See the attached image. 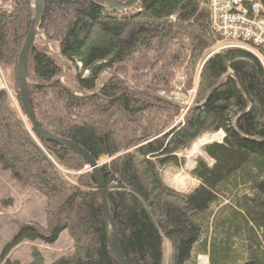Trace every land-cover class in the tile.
Listing matches in <instances>:
<instances>
[{
    "label": "trees",
    "instance_id": "1",
    "mask_svg": "<svg viewBox=\"0 0 264 264\" xmlns=\"http://www.w3.org/2000/svg\"><path fill=\"white\" fill-rule=\"evenodd\" d=\"M29 15L25 0H0V77L9 87H0V168L21 191L45 199V227L22 224L0 264H23L7 258L13 248L52 245L63 231L72 249L51 264H117L85 160L40 140L21 108L17 61ZM41 27L67 64V89L62 62L36 38L27 59L29 101L43 129L99 164L127 264H163L164 241L170 264L198 257L264 264V48L208 57L221 43L209 0H141L127 13L99 0H44ZM103 70L116 77L98 89ZM177 86L182 97L195 90L183 115L159 96ZM219 132L222 142L204 145V157L194 160L195 189L183 194L164 183L162 170L181 167L179 155ZM26 264H45L37 247Z\"/></svg>",
    "mask_w": 264,
    "mask_h": 264
},
{
    "label": "rangeland",
    "instance_id": "2",
    "mask_svg": "<svg viewBox=\"0 0 264 264\" xmlns=\"http://www.w3.org/2000/svg\"><path fill=\"white\" fill-rule=\"evenodd\" d=\"M38 39H41L43 42L42 36H39ZM222 49H225L224 46L221 43L217 44L216 48H214L208 57ZM109 74L110 72L108 70H103L99 73L98 78L101 76L102 78H106ZM0 78V87L8 92L9 87L2 76ZM174 90L172 89L170 92H166L170 95L169 97L173 98ZM194 94L195 90L189 91L183 98L185 101H190L191 99L193 101ZM180 96L182 97L181 94ZM180 119L181 116H179L177 122L180 121ZM203 137L205 138L202 140ZM212 140H215V136L203 135L188 151L179 155V158H182L184 162L181 167H167L162 170L161 175L164 183L175 189L177 192L183 194H188L195 189L199 183L189 174L194 168V160L197 157H204V154L200 150L201 148L198 147ZM220 140L217 141L220 143ZM194 147H196L197 151L195 150V153H192ZM208 163L211 164L209 161ZM45 206L46 202L43 197L35 195L29 190L21 191L18 188L16 181L12 179L11 174L0 168V253L22 224L32 223L37 224L42 228L45 227ZM32 246L39 249L44 258L45 264H51L55 259L71 251L72 239L66 231H63L60 233L57 241L52 245H45L40 242L24 241L13 248L9 252L7 258L20 261L23 264L29 263L31 259ZM163 251V264H170L172 251L167 241H164L163 243ZM201 260H205L206 264H208V259L206 257L199 258L197 260V264H200Z\"/></svg>",
    "mask_w": 264,
    "mask_h": 264
},
{
    "label": "water",
    "instance_id": "3",
    "mask_svg": "<svg viewBox=\"0 0 264 264\" xmlns=\"http://www.w3.org/2000/svg\"><path fill=\"white\" fill-rule=\"evenodd\" d=\"M99 1L102 2L104 6H106V8H108L109 10L113 12L122 13V12H127V11L134 9L141 0H126L123 3L117 0H99ZM25 2L30 12V15H29L30 16V27H29L28 34L23 42L22 48L18 56L17 76H16L17 86H18V97H19L21 108L26 114L27 119L32 129L35 131V133L40 137L42 141L47 142V143H53L60 147H63L85 160L87 164V169L88 171L92 173L94 183L100 194L103 223L105 226L107 243L109 245L111 254L115 258L117 264H127L121 252V249H120L118 231L111 217L109 194H108L106 185L103 181V178L101 176V173L99 170V164H97L91 158V156H89V154H87V152H85V150H83L80 146L76 145L75 143L69 140L55 136L49 133L48 131H46L45 129H43L41 125L39 124V122L37 121L35 114L33 112L31 103L28 98V93H27L26 68H27V58H28L31 48L33 47L35 43V39L39 36H42L43 44H44V47L46 48V51L51 56L57 58V60L62 62L64 66V73L60 78V82L64 86H65V75L67 72V64L63 60V58L60 57L58 53L53 52L51 50L48 44V41L46 39L45 33L42 30L41 21H42L43 13H44V0H25ZM111 76L116 77L110 72L108 77L103 78V79L98 78L97 79L98 89ZM121 79L124 82H130L128 78H127L128 81H125L123 77H121ZM207 97L204 99V101L207 99ZM204 101L202 102V104L204 103Z\"/></svg>",
    "mask_w": 264,
    "mask_h": 264
},
{
    "label": "built area",
    "instance_id": "4",
    "mask_svg": "<svg viewBox=\"0 0 264 264\" xmlns=\"http://www.w3.org/2000/svg\"><path fill=\"white\" fill-rule=\"evenodd\" d=\"M209 11L212 29L225 49L253 53L252 48H264V0H209ZM174 94L167 101L180 102L187 110L190 103L181 102L180 89Z\"/></svg>",
    "mask_w": 264,
    "mask_h": 264
},
{
    "label": "bare ground",
    "instance_id": "5",
    "mask_svg": "<svg viewBox=\"0 0 264 264\" xmlns=\"http://www.w3.org/2000/svg\"><path fill=\"white\" fill-rule=\"evenodd\" d=\"M28 59V58H27ZM110 72V71H109ZM100 79L102 78V76L101 77H99ZM227 78H229V75H226V76H224L223 78H222V80H224V79H227ZM221 80V81H222ZM125 81H128V80H125ZM127 83H129V82H127ZM218 85H220V84H218ZM217 85V86H218ZM64 86V85H63ZM216 86V87H217ZM65 87V86H64ZM66 88V87H65ZM67 89V88H66ZM214 90H212V91H210L208 94H207V96H209V95H211V93L213 92ZM166 95V96H165ZM170 95L168 94H165V92H162V94L160 95V97H162L163 99H166V100H169V99H172V97H169ZM176 96V94H173V97H175ZM178 96H180V94H178ZM206 96V97H207ZM205 97V98H206ZM208 98V97H207ZM191 101V102H190ZM190 101H187V102H189L190 103V105H191V103H192V99L190 100ZM204 101V100H203ZM202 101V102H203ZM206 101H207V99L204 101V103L202 104V102L200 103V104H202V106H204L205 105V103H206ZM190 105H189V107H190ZM239 117V116H238ZM237 120V118L235 119V121ZM234 124H235V122H234ZM235 126V125H234ZM38 136V135H37ZM39 137V136H38ZM40 138V137H39ZM64 139V138H63ZM41 140V139H40ZM67 140V139H66ZM198 146V145H197ZM196 150V147H194V150L192 151V153H195L194 151ZM197 151V150H196ZM191 153V154H192ZM106 241H107V238H106ZM108 244V243H107ZM109 246V245H108ZM200 264H206V261L205 260H201L200 261Z\"/></svg>",
    "mask_w": 264,
    "mask_h": 264
}]
</instances>
